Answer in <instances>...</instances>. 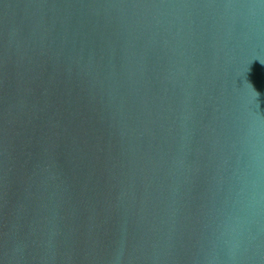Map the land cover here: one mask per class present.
<instances>
[{
    "label": "water",
    "instance_id": "water-1",
    "mask_svg": "<svg viewBox=\"0 0 264 264\" xmlns=\"http://www.w3.org/2000/svg\"><path fill=\"white\" fill-rule=\"evenodd\" d=\"M0 264H264V0H0Z\"/></svg>",
    "mask_w": 264,
    "mask_h": 264
}]
</instances>
